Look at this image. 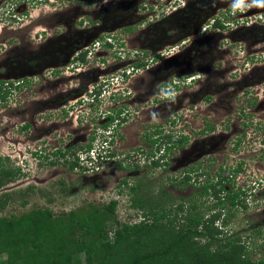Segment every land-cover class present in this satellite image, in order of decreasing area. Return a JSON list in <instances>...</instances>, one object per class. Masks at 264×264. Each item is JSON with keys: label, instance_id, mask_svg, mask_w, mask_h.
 <instances>
[{"label": "rangeland", "instance_id": "obj_1", "mask_svg": "<svg viewBox=\"0 0 264 264\" xmlns=\"http://www.w3.org/2000/svg\"><path fill=\"white\" fill-rule=\"evenodd\" d=\"M25 1L18 8L11 0L0 12V81L28 78L22 87L1 88L7 93L0 101V156L7 158L1 162L21 167V173L0 188V192L18 191L1 214L37 207L59 214L113 199L117 222L135 223L142 214L130 206L124 178L129 184L144 179L153 196L165 189L176 202L185 199L188 204L187 200H204L199 191L205 178L183 183L188 169L200 163L215 172L222 165L226 175L240 163L243 170L235 177V188L245 189L247 207L237 209L224 229L242 231L243 238L253 228L264 233V6L256 0H196L192 21L188 11L181 19L188 31L146 48L142 25L129 31L115 22L120 6L126 3L144 12V4L156 15V22L163 13H174V7L191 0H123L122 4L120 0H37L33 6ZM236 3L240 7L234 8ZM206 5L210 12L199 17ZM212 17L222 19L224 28L209 26ZM110 18L113 22L105 28ZM152 31L160 36L162 28L156 25ZM140 49L147 50L140 53ZM163 49L165 55L179 53L161 58L158 64L148 58ZM74 50L86 52L84 62L71 59ZM142 61L147 65L134 67V62ZM98 85H103L100 100L91 102L87 93ZM69 87L85 89L81 102L75 92L65 96ZM64 98L69 102L66 108L58 106ZM112 108L114 114L118 108L125 111L121 110L123 124L108 146L97 135L103 130L95 118ZM207 125L213 132H201ZM159 129L172 133L173 139L180 134L186 138L167 152L168 164L164 159L152 167L146 153L156 144L148 145L145 133ZM111 135L106 134V140ZM93 136L94 148L106 150L90 158L92 154L87 156L81 148ZM236 136L241 137L239 146L234 145ZM55 147H68L67 153H75L80 167L68 170L64 158L52 163L56 156L49 152ZM117 222L109 221L107 229ZM259 248L256 256L264 254V246Z\"/></svg>", "mask_w": 264, "mask_h": 264}, {"label": "trees", "instance_id": "obj_2", "mask_svg": "<svg viewBox=\"0 0 264 264\" xmlns=\"http://www.w3.org/2000/svg\"><path fill=\"white\" fill-rule=\"evenodd\" d=\"M211 26L224 28L219 17H212ZM85 53L81 51L76 59L84 62ZM151 56L152 60L158 59V55ZM146 65L143 61L134 62V67ZM7 83H0V101L7 95L1 88L14 87L13 82ZM252 104L250 101L249 106ZM108 118L105 125L115 116L109 114ZM206 129L213 127L207 125ZM156 133L158 136L152 137V131L147 136L149 145L156 144L155 150L146 153L152 167L160 166L164 159V164H168L167 152L182 145L186 138L180 135L173 139L172 133H164L162 129ZM102 136L104 143L107 137L106 134ZM94 140L95 136L91 137L81 149L92 148ZM262 141L264 146V138ZM107 143L110 146L112 140ZM158 150L163 154L155 158ZM67 152L69 148L65 153L60 148L49 152L52 157L56 156L51 162L64 158L63 164L68 170L80 167L75 153ZM3 159L0 156V188L21 173L20 166L9 167L1 162ZM197 165L188 169L182 182L190 184L192 179L197 181L199 176H205L199 191L204 200H187L188 204L185 199L176 202L165 189L160 196H153L144 179L129 184L124 178L122 184L129 188L131 195L130 206L142 214V219L135 223L117 222V201L113 199L101 206L88 203L86 207L59 214L49 207L32 208L20 214H1L18 191L0 192V264H264V254H255L264 246L261 228L250 229L244 238L242 231L224 229L237 209L247 207L245 189L235 188V177L243 170L241 164L227 170L226 175L222 174L225 170L222 165L215 172L210 171V165ZM120 167L132 168L121 164ZM226 184L231 186L226 189ZM65 188L62 186L61 191ZM28 189L35 188L29 186ZM210 198L214 201L208 204ZM180 214L183 215L180 217ZM112 220L117 226L107 229L106 224Z\"/></svg>", "mask_w": 264, "mask_h": 264}, {"label": "flooded vegetation", "instance_id": "obj_3", "mask_svg": "<svg viewBox=\"0 0 264 264\" xmlns=\"http://www.w3.org/2000/svg\"><path fill=\"white\" fill-rule=\"evenodd\" d=\"M4 1L5 0H0V12L1 13H4V11L2 10V9H4V8H2L4 6V4L5 3H7V4L8 3H11V0H8V1H5V2ZM21 1H23V3H21ZM21 1L20 0H12V2H13L12 4L14 6H17L18 8H20L21 6H24L25 5V2H26L25 0H21ZM40 1H42V0H40ZM118 2L121 3V4L124 3L123 0H120ZM28 3L33 6V5H37L38 4V1L37 0H29ZM196 3H197L196 0H191L190 2H188L186 4H182L181 6L174 7L175 9H172V10H176L174 13H171V11L169 13H167V14L166 13H163L160 16V18L156 20V22H154V17L156 15L153 13V11L146 10V8H147L146 5L142 4V9L145 10L144 12H138L137 11V9H138L137 7L136 8L134 7L132 9V7L130 8V4L129 5H126V3H124L123 5L120 6V9H119L120 10V13H117L116 14V17H114V18H115V22L120 23L121 24L120 26L125 27L123 29H135L134 28L135 26L142 25L141 34L143 36V42H146L145 43L146 48H148V47L151 48V46H153L155 44H160V43L163 44L166 41H169V39H172V38L175 39V38L181 36L180 35L181 34L180 32H186V31H188L187 29H185V26L186 25L184 23H181V21H182L181 19H182V16H184V12H187L188 11V15H189V17H190V19L192 21V19H193L192 13L195 14L194 12H195V8H196L195 7V4ZM188 4H189V6H188ZM191 4H193V6H190ZM210 8L211 7H209L208 5H206L205 6V9H203L202 11H199V17L206 16V14L210 12V10H211ZM13 16H16V13ZM0 19H1V17H0ZM111 19H112V21L107 22L105 24V28H110V25L113 22V18H110L109 20H111ZM174 19H177L178 22H175ZM128 25L130 26V28L128 27ZM156 25L158 26V28L160 29V31H161V28H162V32L160 33V36L158 34H155V33L153 34L152 29ZM129 31H131V30H129ZM140 50H141L140 53H144V52H146L147 49H140ZM75 51H76L75 55H73L71 57L72 60H76V58L81 53V51L78 52L77 50H74L73 52H75ZM176 53H179V51H176L175 54ZM171 56H175V55H171ZM153 57H155V55H153ZM148 58H150V60H151L152 57L149 56ZM155 64H158V61H155ZM165 75L166 74L163 73V76H165ZM76 77L77 78L78 77L81 78V76H76ZM25 81H28V78H26V77L25 78H21V79H19L17 81L9 80L8 82H13L14 87L19 88V87H22V84H24ZM0 83H3V81H0ZM5 83L8 84L7 82H5ZM8 87H10V86H6L5 88H8ZM106 87H108V85ZM158 88H159L158 86L157 87H154L153 92L155 91V94H157L159 92ZM102 89H103V85L102 86L98 85L97 90H96V93H97L96 95H97V99H99V100H100L99 95L101 94V90ZM63 92L66 93L65 96L66 95L68 96L70 93L75 92L76 94L74 96L75 97H77V96L80 97L79 99H81V93H85L86 94L85 89H81V87H69V89H65ZM88 95H89V93H87V96ZM257 95L258 94H256L253 97V100L251 101L252 103L254 102V100L257 97ZM78 101L81 102V100H78ZM67 104H69V102L68 101L66 102L65 101V98H64V99H62V104L60 103V105H58V106H61L62 108H66ZM253 105L254 104H252L250 106V108ZM121 110L125 111L124 108H118L116 110L115 114H114L113 111H115V110L112 108L111 111L108 110L109 112L107 110L106 111H101V112L98 113V115H96L95 120L97 119L96 121L99 122V124H100L98 127L103 130V132L97 134L100 138L103 137L102 134H107V135L108 134H112L109 138H111V140L113 142L115 135L118 133L117 132V127L120 126V124L121 125L123 124V121H120L121 118H122V116H121L122 111ZM109 114H113L115 116V118L113 119L112 122L109 123V125H105V123L109 119L108 118ZM119 116H120V118H119ZM30 126L31 125H29V127ZM108 128H110V129L108 130ZM206 128L205 129L203 128L201 130V132H207V134L210 133V132H213V129L210 130V129H206ZM209 130H210V132H209ZM149 134H150V131L145 133V136H146L145 137V140H147V144L148 145L150 144L149 143V140L147 139V136H149ZM180 135H182V134H180ZM155 136H158L156 132L153 133V136L152 137H155ZM235 142L237 144L234 143V145H238L239 146L240 143H241V137L238 136L235 139ZM58 148H60V147H55V149H58ZM67 149H68V147L65 148V149H61V150L65 153L67 151ZM140 149L141 148L137 147L136 150H140ZM141 152H143V151H141ZM147 153H149V152H147ZM198 162H200V161H197V163ZM130 171H133V170H130ZM135 171H138V170L136 169Z\"/></svg>", "mask_w": 264, "mask_h": 264}, {"label": "clouds", "instance_id": "obj_4", "mask_svg": "<svg viewBox=\"0 0 264 264\" xmlns=\"http://www.w3.org/2000/svg\"><path fill=\"white\" fill-rule=\"evenodd\" d=\"M256 2L260 5V6H264V0H256ZM233 7L234 8H238V7H240V4L239 3H236V4H234L233 5ZM15 17V16H14ZM212 19V18H211ZM221 20V19H220ZM224 22V21H223ZM223 25H224V23H223ZM209 26H211V21H210V25ZM212 27V26H211ZM203 32V31H202ZM106 44H107V42H106ZM168 47V46H167ZM166 50L168 49V48H165ZM165 49H163L162 51H159L156 55H158V59L157 60H155V61H158V62H160V60H161V58H164V59H166V58H171V55H176L175 53H173V54H171V55H165V52H166V50ZM83 51V50H82ZM135 52H137L136 50H134ZM173 57V56H172ZM153 58H151V60H152ZM153 61V60H152ZM97 90V88L96 87H93L92 88V90L89 92V95H88V97H89V99H90V101L91 102H94L96 99H97V95H96V91ZM168 90H170V89H168ZM79 100H81V99H79ZM111 139H109V140H106L104 143L105 144H107L108 145V141H110ZM109 146V145H108ZM101 150H106L105 148H101V149H99L98 151L94 148V145L92 146V148H90L89 150H86L85 151V153H87V156H88V153H91L92 155H91V157L90 158H94V154L96 155H98V153H104V152H102ZM99 155H101V154H99Z\"/></svg>", "mask_w": 264, "mask_h": 264}]
</instances>
